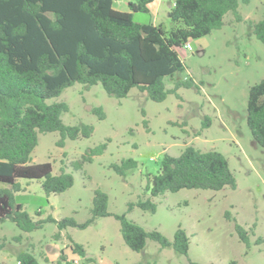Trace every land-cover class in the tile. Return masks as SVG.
<instances>
[{
    "label": "rangeland",
    "instance_id": "374dc122",
    "mask_svg": "<svg viewBox=\"0 0 264 264\" xmlns=\"http://www.w3.org/2000/svg\"><path fill=\"white\" fill-rule=\"evenodd\" d=\"M172 3L160 0L155 19L150 13H136L133 18L169 30L172 23L167 13ZM117 7L126 10L121 4ZM238 14L240 21L228 12L221 28L190 41L191 52L180 49L184 71L175 77L191 80L198 87L180 88V99L169 94L157 103L136 89L116 99L100 84L87 88L76 83L49 100L68 105V112L61 116L65 125L84 124L93 131L88 138L65 140L63 148L56 145L59 133L39 134L30 164L48 162L53 174H71L73 185L47 196L41 181L19 179L20 191L14 192L15 202L34 221L52 217L83 223L90 218L93 193L99 190L107 196L110 214H125L145 231H158L172 241L176 230H183L188 238L187 254L162 249L150 239L142 251L134 252L124 244L119 222L107 216L85 229L61 232L50 222L31 233L9 221L1 222L0 263L17 264L21 252L33 254L39 264H56L61 256L71 262L76 256L68 248L69 236L83 245L94 264H264V243H256L258 238L264 240V148L255 145L246 125L248 90L264 80V46L251 29L263 17L264 0H238ZM175 77L164 79L166 89L173 88ZM97 107L102 108L104 119L92 113ZM206 120L208 125L203 126ZM100 144H106L103 153L82 163V155ZM187 146L223 155L235 188L183 189L151 197L146 186L163 157H177ZM123 159L137 162L126 177L110 168ZM75 163H81V168L75 170ZM147 199L155 204L154 213L137 207L128 211L130 203ZM235 225L248 232V248L239 240Z\"/></svg>",
    "mask_w": 264,
    "mask_h": 264
},
{
    "label": "trees",
    "instance_id": "16d2710c",
    "mask_svg": "<svg viewBox=\"0 0 264 264\" xmlns=\"http://www.w3.org/2000/svg\"><path fill=\"white\" fill-rule=\"evenodd\" d=\"M115 1L0 0V184L6 185L0 187V223L9 221L20 231L31 233L50 222L61 232L66 228L85 229L99 217L113 216L130 250L142 251L150 239L162 249L170 248L186 255L188 238L183 230L177 229L172 241L158 231H145L125 214H110L107 196L99 190L93 193L90 218L83 223L73 218L52 217L34 221L14 199V192L20 191L19 179L41 181L47 196L63 193L73 185L71 174L64 171L53 174L48 162L30 164L39 134L59 133L56 145L60 148L67 139L88 138L92 134L91 126L65 125L61 116L68 112V105L49 103V100L76 83L87 88L100 84L108 96L116 99L125 98L132 89L157 103L169 94L180 99L177 94L180 88L198 89L193 81L175 77L184 71L180 49L186 42L221 28L228 12L237 21L241 20L238 0H173L167 13L172 27L164 30L160 25L139 23L133 18L136 13H148L149 4L156 0H129L127 12L114 9ZM251 29L264 46V14L251 24ZM174 77L173 88L166 89L164 79ZM92 113L99 119L105 117L100 107L93 108ZM206 125L207 120L203 126ZM246 125L255 145L264 148V80L248 90ZM105 148L106 144H100L88 149L81 157L82 163L92 162ZM73 167L78 170L81 163ZM136 167L133 159H123L110 166L120 177H126ZM235 186L223 155L187 146L177 157H163L146 189L151 197H156L183 189L220 191ZM134 207L152 213L156 210L150 199L130 203L128 211ZM235 231L248 248V232L239 225H235ZM68 238V248L80 258L81 264L95 263L86 257L83 245ZM256 243L264 240L258 238ZM17 263L39 264L29 252L19 253ZM56 264L71 262L61 256Z\"/></svg>",
    "mask_w": 264,
    "mask_h": 264
},
{
    "label": "crops",
    "instance_id": "0c3cea01",
    "mask_svg": "<svg viewBox=\"0 0 264 264\" xmlns=\"http://www.w3.org/2000/svg\"><path fill=\"white\" fill-rule=\"evenodd\" d=\"M128 1L129 0H116L113 4V7H114V9H116L118 11L127 12L128 11V5H127ZM118 4H121V6L125 7L126 10L123 9L122 7L118 8L117 7ZM159 5H160V0H156L153 3L149 4V6H148V10H149L148 13H150L152 15V17H154V19L157 18L158 14H159ZM152 24L156 25V23H152ZM55 258H56V256H54V259Z\"/></svg>",
    "mask_w": 264,
    "mask_h": 264
},
{
    "label": "built area",
    "instance_id": "2783aa9c",
    "mask_svg": "<svg viewBox=\"0 0 264 264\" xmlns=\"http://www.w3.org/2000/svg\"><path fill=\"white\" fill-rule=\"evenodd\" d=\"M183 49L188 51V52H191L192 51V48H191V45H190V41L189 42H186L183 46ZM19 264V263H17ZM71 264H81V261H80V258L76 257L75 259H73L71 261Z\"/></svg>",
    "mask_w": 264,
    "mask_h": 264
}]
</instances>
